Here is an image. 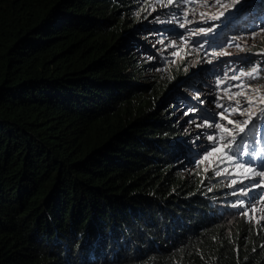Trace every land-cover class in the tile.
I'll return each mask as SVG.
<instances>
[{
	"label": "trees",
	"instance_id": "16d2710c",
	"mask_svg": "<svg viewBox=\"0 0 264 264\" xmlns=\"http://www.w3.org/2000/svg\"><path fill=\"white\" fill-rule=\"evenodd\" d=\"M248 5L227 19L263 26ZM136 6L0 0V264H264V229L174 164L185 138L161 107L201 58L146 95Z\"/></svg>",
	"mask_w": 264,
	"mask_h": 264
},
{
	"label": "rangeland",
	"instance_id": "374dc122",
	"mask_svg": "<svg viewBox=\"0 0 264 264\" xmlns=\"http://www.w3.org/2000/svg\"><path fill=\"white\" fill-rule=\"evenodd\" d=\"M250 0H243V7L239 12H245L249 7ZM195 8V14L191 10ZM133 15L128 16L132 22L130 31H134L130 37L131 52L135 53V59L138 64H144L145 67L142 71L143 78L138 79L139 84L150 85L149 92L156 82L170 80L172 69L184 59L192 61L194 55H199L200 60L193 63L191 73L192 77L181 83V85L172 89L171 100L165 105H162V111L169 114V118L182 132L183 149L179 150L176 157L175 165L181 166L186 178L190 181L206 178L209 179V184L206 185V191L212 198L221 197L218 204L229 208L233 207L232 204L238 200L247 201L248 196L232 195L238 189L245 188L250 181L245 180L243 184L237 183L235 186H230L233 179L239 180V176H233L222 173L220 176L214 175V170L209 169L208 172L204 168L208 167V162L203 165L198 164L199 158L205 154V149L210 147V141L207 140V135L214 133L216 130L208 127H197L196 124L200 120H196V124L190 123L189 120L193 117H206L208 122L219 120L216 115L222 111L221 108L216 107L214 100L217 96L223 95L221 88H227L228 84H238L240 81H233L230 77L233 75L232 69H243L245 66H253L259 64L264 66V58L258 53L264 52V25H248L239 26L237 19L229 18L221 20H208L203 22L199 13L214 14L217 8L211 9L204 6L203 0H190L188 19L193 21L186 24L184 28H180L177 22H169L173 12H179L180 9L175 7H163L158 0H138V6L132 8ZM236 12L233 11L232 14ZM227 15V14H226ZM229 16V15H228ZM213 26H218L215 31L205 34L194 35V32H199L200 29H207ZM233 37H238L237 41L233 42ZM175 43L176 47L171 45ZM239 43L241 48L235 46ZM204 44L202 50H198L199 45ZM231 45V46H230ZM180 51L179 56H174L172 53ZM220 53L226 52L228 55H206V53ZM211 60V63L207 61ZM174 61V63H173ZM189 62V63H190ZM250 70V69H249ZM244 84H251L253 91L248 92L246 95H253L255 102L251 111L259 112L264 108V104L259 103L258 96L255 89L259 90V95H264V77L257 80L242 78ZM251 80V81H250ZM218 81H226V83L218 86ZM238 89L233 88L226 95L231 96L232 92ZM141 93V90L139 91ZM174 94V95H173ZM169 98V95L167 96ZM164 99L165 100H167ZM243 103L245 97L238 96ZM203 103H200V101ZM229 103L227 99L223 101ZM198 108L199 111L193 113V108ZM244 107H247L245 104ZM187 113V115L185 114ZM233 120L246 119L245 116L233 114ZM263 116L259 118L258 123L261 128ZM228 128H234V125H228L226 120L220 121ZM253 122H257V118L253 117ZM238 139V137H237ZM227 151V150H225ZM215 163V157H211ZM220 167L227 168L229 172L234 171L231 164H222ZM264 179V178H261ZM222 189V195L215 196L216 189ZM264 193V188H257L251 192L250 196L260 197ZM264 198L258 202L257 219L251 220L253 223L260 225L264 229ZM239 214L244 212L243 208L236 211Z\"/></svg>",
	"mask_w": 264,
	"mask_h": 264
},
{
	"label": "snow or ice",
	"instance_id": "6c2138e0",
	"mask_svg": "<svg viewBox=\"0 0 264 264\" xmlns=\"http://www.w3.org/2000/svg\"><path fill=\"white\" fill-rule=\"evenodd\" d=\"M163 7H175L180 9L179 12H173L171 14V19L169 22H177L180 28H184L186 24H190L193 21L188 19L190 0H158ZM204 6L211 9L213 7L217 8V12L214 14L209 13H199L203 22H208V20H221V18L227 19L228 15H231L233 11H240L243 7V0H203ZM191 10L195 14V8L191 7ZM227 14V15H226ZM218 26H213L207 29H200L199 32H194V35L207 34L209 32L215 31ZM264 30V29H262ZM238 37H233V42L237 41ZM176 47L175 43L171 45ZM231 46V45H230ZM235 46L241 48L239 43H235ZM204 44H200L198 50H202ZM228 55L229 53H206V55ZM264 54V53H258ZM174 56H179L180 51L172 53ZM211 63V60L207 61ZM174 63V61H173ZM233 75L230 77L233 81H240L238 84H228L227 88H221L223 95L217 96L214 100L216 107L221 108L222 111L216 115L219 120L208 122L206 117H196L193 116L189 122L196 124V120L199 119L200 123L196 124L197 127H208L215 129L214 133L207 135V140L210 141V147L205 149V154L202 155L198 160V164L203 165L208 162V167L204 168L205 172L209 169L214 170L215 176H220L222 173H226L233 176H239L240 179H233L230 182V186H235L237 183L243 184L245 180L250 181V183L245 187L238 189L233 192L232 195H244L248 196L247 201L238 200L232 204L233 207H240L244 209L242 213L250 220L257 219L258 202L264 198V193H261L260 197L250 196L249 194L257 188H264V129L261 128L258 123L259 118L264 116V108L260 111H251L253 104L255 102V97L253 95H246V90L248 92L253 91V86L251 84L245 85L242 78H251L253 80L260 79L264 77V66L259 64H253L250 70L244 69H232ZM218 86L226 83V81H218ZM236 88L238 91L232 92L231 96L226 94L231 91V89ZM258 96L259 103L264 104V95H259V90L255 89ZM238 96H244L245 99L243 103L240 99H236ZM230 101L229 103H224V100ZM200 103H203L201 100ZM247 107H244V105ZM199 111L198 108H193L192 112L195 113ZM187 115V113H185ZM233 114H238L240 116H245L246 119L243 120H233L230 117ZM253 117L257 118V122H253ZM226 120L228 125H234V128L230 129L220 121ZM238 137V139H237ZM227 150V151H225ZM211 157H215V163ZM222 164H231L234 171L229 172L227 168H221ZM264 211V209H259Z\"/></svg>",
	"mask_w": 264,
	"mask_h": 264
}]
</instances>
